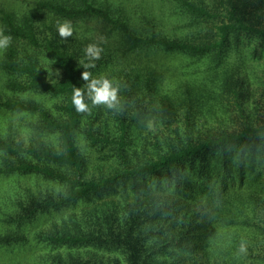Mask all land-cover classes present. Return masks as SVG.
Listing matches in <instances>:
<instances>
[{
	"label": "trees",
	"instance_id": "16d2710c",
	"mask_svg": "<svg viewBox=\"0 0 264 264\" xmlns=\"http://www.w3.org/2000/svg\"><path fill=\"white\" fill-rule=\"evenodd\" d=\"M260 1L33 0L20 13L0 5V34L11 36L0 50V113L20 117L16 128L0 126V264H264V124L198 141L177 130L157 159L131 164L128 124L88 118L72 103L94 69L75 64L56 27L97 24L108 59L94 64L110 72L127 71L131 52L181 58L154 93L185 102L233 76L251 82L236 66L264 54V24L244 15ZM46 67L61 78L48 82ZM29 128L58 146L13 138ZM92 156L112 160V172L86 178Z\"/></svg>",
	"mask_w": 264,
	"mask_h": 264
},
{
	"label": "rangeland",
	"instance_id": "374dc122",
	"mask_svg": "<svg viewBox=\"0 0 264 264\" xmlns=\"http://www.w3.org/2000/svg\"><path fill=\"white\" fill-rule=\"evenodd\" d=\"M32 1L0 0V5L8 3L15 12L20 13L30 7ZM155 6L159 11V3ZM244 10L245 18L250 25L263 28L264 0ZM98 29V25L91 22L73 24V34L66 37L65 49L73 56L77 66H80L85 59L87 63L89 62L85 55V48L88 45L94 44L100 47L101 42L104 41V35ZM100 58L104 61L108 59L104 50ZM125 63L128 68L124 69L128 70L124 72L122 67L125 64H118L114 72L104 69L101 64L92 67L94 70L89 71L92 74L89 79L93 76H104L119 84L117 93L119 105L109 109L106 105L90 103L85 116L90 118L91 114L98 113L99 122L114 125L121 119L128 124L125 138L126 151L123 153L131 164L157 159L159 154L165 153L166 149L172 146L171 142L176 140L177 130L182 139H186L185 136L188 135L192 140L198 141L212 135L214 131L238 129L244 122H251L254 125L264 124V54L259 56L258 52H255L251 59L243 62L242 66H236V70L248 76L251 82H244L243 85L241 81L235 79L236 76H233L228 86L214 91L211 96L209 92L201 96H193L185 102H179L178 99L175 101L164 99L162 95L159 96V87L156 94L154 93V88L159 86V80H162V85L165 86L171 83L173 74L181 66V58L168 55L161 59L159 51L150 50L131 52ZM44 72L48 82L61 78V73L57 69L46 67ZM87 83L88 81L82 79L81 88H84ZM123 88L126 90L124 100L121 96ZM22 100L26 99L22 98ZM85 100L91 101L89 98ZM19 121L20 117L17 115L0 113V126L5 127L9 124L10 127L16 128ZM35 133L38 132L29 128L21 133L15 131L12 135L15 140L20 138L25 144H31V146L45 143H50L55 148L58 146L56 136L49 138L37 136ZM92 160L93 163L82 170L86 178L97 179L112 172V160L106 159L107 161L95 164L93 156ZM0 187L4 188L1 182Z\"/></svg>",
	"mask_w": 264,
	"mask_h": 264
},
{
	"label": "clouds",
	"instance_id": "9594fccd",
	"mask_svg": "<svg viewBox=\"0 0 264 264\" xmlns=\"http://www.w3.org/2000/svg\"><path fill=\"white\" fill-rule=\"evenodd\" d=\"M58 34L60 37L66 38L73 34V24L69 20L63 22L57 21L56 24ZM11 41V36L0 35V50L6 47ZM102 48L97 45L90 44L85 48V55L89 59L88 63H83L85 69L95 67L94 60L100 58ZM89 71H83L82 79L88 81L84 88L74 87L72 95V103L78 112H86L89 110V105L83 101L86 98L91 100L92 105H106L109 109L119 105L118 89L119 84L111 81L104 76L92 77ZM83 93V95H82ZM246 251L245 242L241 241L239 252Z\"/></svg>",
	"mask_w": 264,
	"mask_h": 264
}]
</instances>
